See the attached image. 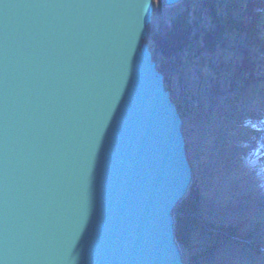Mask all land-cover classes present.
I'll list each match as a JSON object with an SVG mask.
<instances>
[{
  "label": "water",
  "instance_id": "water-1",
  "mask_svg": "<svg viewBox=\"0 0 264 264\" xmlns=\"http://www.w3.org/2000/svg\"><path fill=\"white\" fill-rule=\"evenodd\" d=\"M154 2L0 0V264H186L193 170Z\"/></svg>",
  "mask_w": 264,
  "mask_h": 264
},
{
  "label": "rangeland",
  "instance_id": "rangeland-1",
  "mask_svg": "<svg viewBox=\"0 0 264 264\" xmlns=\"http://www.w3.org/2000/svg\"><path fill=\"white\" fill-rule=\"evenodd\" d=\"M182 10L181 3L169 7L155 0L156 27L151 33H161L169 18ZM201 20L208 22L205 12ZM145 42L155 49L157 65L166 68L180 60L165 72L173 99L192 95L190 107L199 106L195 115L200 119L182 115L193 170L190 190L198 191L197 212L189 215L197 226L191 228L188 247L181 244L183 260L186 264H264V80L243 87L232 71L252 53L259 74L264 75V58L257 47L246 46L235 36L213 53L194 56L185 50L178 57L174 53L165 57L150 37Z\"/></svg>",
  "mask_w": 264,
  "mask_h": 264
},
{
  "label": "trees",
  "instance_id": "trees-1",
  "mask_svg": "<svg viewBox=\"0 0 264 264\" xmlns=\"http://www.w3.org/2000/svg\"><path fill=\"white\" fill-rule=\"evenodd\" d=\"M183 10L169 18V24L162 30L175 55L178 57L185 50L194 55H200L207 51L213 53L218 47L226 45V40L231 36L241 39L246 46L257 47L264 58V23L262 14L264 12V0H182ZM207 14L208 22L203 23L201 13ZM153 19L149 25V33L155 25ZM153 49L152 51H154ZM251 53L245 59L236 63L233 67V75L242 82L243 87L259 83L264 80V75L259 74ZM154 58V56H153ZM170 66L157 65V68L165 74L172 66L177 67L180 60L177 58ZM166 88H171L166 74ZM188 99L178 97V108L182 115H198L199 106L190 107L194 98L188 95ZM194 104V103H193ZM192 104V105H193ZM194 110V111H192ZM195 115L196 119L200 116ZM264 143V140H263ZM198 200L197 189L189 191L188 196L179 204L176 214L175 231L178 241L188 247L191 228L194 229L196 219L189 217L196 213Z\"/></svg>",
  "mask_w": 264,
  "mask_h": 264
},
{
  "label": "bare ground",
  "instance_id": "bare-ground-1",
  "mask_svg": "<svg viewBox=\"0 0 264 264\" xmlns=\"http://www.w3.org/2000/svg\"><path fill=\"white\" fill-rule=\"evenodd\" d=\"M171 99H172V101L174 100L172 96H171ZM176 104H177V107H178V103H177V101H176ZM178 110H179V108H178ZM179 112H180V114H181V115H180V116H181V118L183 119V117H182V113H181V111H180V110H179ZM261 199H263V198H261ZM251 203L253 204V203H254V201H252ZM255 204H256V202H255ZM255 204H254V205H255ZM254 205H253V206H254ZM257 205H258V204H256L255 206H257ZM253 206H252V207H253ZM251 210H252V209H251Z\"/></svg>",
  "mask_w": 264,
  "mask_h": 264
}]
</instances>
